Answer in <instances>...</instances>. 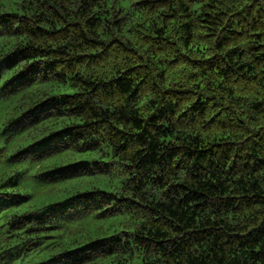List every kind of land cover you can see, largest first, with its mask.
<instances>
[{
    "label": "trees",
    "instance_id": "trees-1",
    "mask_svg": "<svg viewBox=\"0 0 264 264\" xmlns=\"http://www.w3.org/2000/svg\"><path fill=\"white\" fill-rule=\"evenodd\" d=\"M0 264H264V0H0Z\"/></svg>",
    "mask_w": 264,
    "mask_h": 264
}]
</instances>
